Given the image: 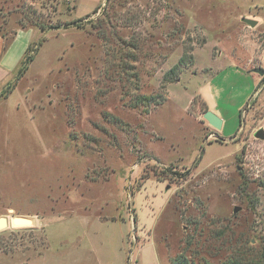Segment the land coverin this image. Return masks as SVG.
<instances>
[{
	"label": "rangeland",
	"instance_id": "374dc122",
	"mask_svg": "<svg viewBox=\"0 0 264 264\" xmlns=\"http://www.w3.org/2000/svg\"><path fill=\"white\" fill-rule=\"evenodd\" d=\"M63 2L0 0L5 41L37 31L0 89V264H264V76L221 67L264 68V0Z\"/></svg>",
	"mask_w": 264,
	"mask_h": 264
},
{
	"label": "crops",
	"instance_id": "0c3cea01",
	"mask_svg": "<svg viewBox=\"0 0 264 264\" xmlns=\"http://www.w3.org/2000/svg\"><path fill=\"white\" fill-rule=\"evenodd\" d=\"M105 2L106 0H65L63 3L67 9L69 8L67 16L73 17V15H75V18H71V20H76L94 14L95 10L103 6ZM244 16L256 18L258 20V26L264 25V12L263 7L260 5H256L255 8H251V10H249L247 13L241 14V18ZM36 34L37 31L34 29H19L12 42L6 49L4 47L5 39L0 34V89L14 79L19 70L21 61L23 60V57L27 51V48L34 40ZM221 67L223 70H231L230 75L242 80L245 79L244 81H246L247 85L244 92L246 93H249L254 86L257 88L260 82V77L257 74L237 63H229ZM215 79L210 80L207 85L206 92L202 90L203 98L207 103L209 110L214 111L219 117H221L219 114L220 112L218 111V97L213 92V84H215ZM216 85L217 87L220 86L219 83ZM218 91H221V89L218 88ZM256 91L257 90L255 89L252 95H254ZM225 123L226 120H223L222 128L225 126ZM222 128L219 130L221 136L223 135Z\"/></svg>",
	"mask_w": 264,
	"mask_h": 264
},
{
	"label": "water",
	"instance_id": "95a60500",
	"mask_svg": "<svg viewBox=\"0 0 264 264\" xmlns=\"http://www.w3.org/2000/svg\"><path fill=\"white\" fill-rule=\"evenodd\" d=\"M242 21L248 23L251 26H256L258 24L257 20L251 19L249 17H242ZM251 71L259 73L261 76H264V68L257 67L251 69ZM204 118L217 130H220L223 125V119L219 117L214 111L207 110L204 113ZM256 136L264 139V129H259L256 132ZM239 207L235 208V211H238ZM9 225V219L5 216L0 217V230L6 228Z\"/></svg>",
	"mask_w": 264,
	"mask_h": 264
},
{
	"label": "trees",
	"instance_id": "16d2710c",
	"mask_svg": "<svg viewBox=\"0 0 264 264\" xmlns=\"http://www.w3.org/2000/svg\"><path fill=\"white\" fill-rule=\"evenodd\" d=\"M106 1H108V0H106ZM99 8H101V7H99ZM99 8H97L96 10H95V13L97 12V11H99ZM78 22V20H75V21H73V22H69V23H66V25H72V24H74V23H77ZM41 25V28L43 29V30H45L46 28H48L47 26H45V24H40ZM4 38H6V36L5 35H3V34H1ZM12 40H13V38L12 39H7V41H5V44H4V47H5V49L6 48H8V46L10 45V43L12 42ZM31 44L28 46V48H27V51H26V53H25V55H24V57H23V60L21 61V64H20V67H19V70H18V75H17V78H20L23 74H24V72L27 70V68H28V64L34 59V57H33V55H29V52L31 51ZM172 80L170 79L169 80V82H171Z\"/></svg>",
	"mask_w": 264,
	"mask_h": 264
},
{
	"label": "bare ground",
	"instance_id": "6f19581e",
	"mask_svg": "<svg viewBox=\"0 0 264 264\" xmlns=\"http://www.w3.org/2000/svg\"><path fill=\"white\" fill-rule=\"evenodd\" d=\"M13 223L17 226L18 225H27V224H31V220L28 218H25V217H14Z\"/></svg>",
	"mask_w": 264,
	"mask_h": 264
}]
</instances>
